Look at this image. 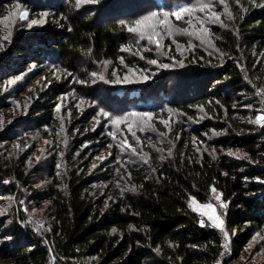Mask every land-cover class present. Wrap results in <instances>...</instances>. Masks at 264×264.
Returning <instances> with one entry per match:
<instances>
[{
  "label": "trees",
  "instance_id": "16d2710c",
  "mask_svg": "<svg viewBox=\"0 0 264 264\" xmlns=\"http://www.w3.org/2000/svg\"><path fill=\"white\" fill-rule=\"evenodd\" d=\"M184 1L172 23L186 35L167 37L160 53L176 59L160 70L129 24L154 0H0V264H234L264 250V0ZM22 8L50 13L36 27ZM125 67L154 79L119 82ZM106 87L158 99L138 109L164 139L128 156L97 144L104 113L132 102L105 101ZM168 110L180 118L166 135ZM215 197L228 237L192 205Z\"/></svg>",
  "mask_w": 264,
  "mask_h": 264
},
{
  "label": "rangeland",
  "instance_id": "374dc122",
  "mask_svg": "<svg viewBox=\"0 0 264 264\" xmlns=\"http://www.w3.org/2000/svg\"><path fill=\"white\" fill-rule=\"evenodd\" d=\"M154 1L155 7L150 9L151 11L149 10V12H144L136 18H130L129 24L130 29L135 31V33L133 34L134 43L140 45L138 47L137 53L142 59H149L148 61H150L152 65L151 67L161 70L169 66L168 61L171 60V62H173L175 61L174 58L176 59V57H169L167 56V54L160 53L161 48L165 49L167 37L170 35V33L172 34L174 32L180 36H184L185 34L183 28H175L172 23V17L177 20L182 19L183 16L186 15L185 13L188 12L187 9L191 5H188V3H186V1L184 0L181 2H175L171 5V9L169 12L166 11V0ZM197 8L201 13L202 7L198 6ZM195 12L198 13L196 9H194V13ZM19 13L20 21H27V23L29 22L31 23V25L40 27L44 24V17H46V15H48L50 12L35 13V11H31L29 8H22L20 9ZM14 18L15 17H12V14H10V16L5 19L6 23L11 28H13L15 23L19 22L18 17L17 19ZM192 26L194 27V25ZM196 30H198L197 27ZM196 30L192 29V37L194 36L196 39L199 38L200 40L202 39L204 41H207L205 40V35H203L201 32H196ZM157 59L159 61H157ZM104 68L106 67L104 66ZM158 69L155 72H157ZM124 70V75H120L119 82L148 81L154 79V77L152 78V75H154L153 71L150 69L140 71L139 69H130L125 67ZM137 76H140V78H138ZM100 78L101 77L99 76V79ZM58 81L59 80L52 79L47 80L48 85L59 84ZM141 90L142 89L140 87L132 88L129 91H127V89L123 87L114 89L112 87H106L102 92H100V96L108 102H110V99L107 98L106 93H109V91L117 94L119 97H128L132 100V102L126 103L125 111L119 110L115 113H104V120L107 124L105 126L107 128H105L104 134L107 138L105 139V141L102 139L97 140V144L101 145L103 143H107L110 140L124 156L130 155L129 152L132 150L141 155L143 152H145V148L142 146L143 142L153 144L156 138L160 139L164 137L161 136L160 133H156V125L154 122L159 121V119L151 111H148L146 109H138L139 107H153V104L157 102L158 99H155L153 96L144 98L142 96ZM161 114L166 115L162 118V121L164 126H167V128L169 129V132L167 133L166 131H163V133H166V135H168L173 131L171 129L173 127V124H171L170 121L173 120L176 122V120L179 119L180 116H178L177 112H173L171 110L166 111V113L162 112ZM257 120L260 124L264 125V110H261L258 113ZM87 143L90 142L88 141ZM185 143L190 148H195L196 146H198V144L200 145L203 143V139L187 137ZM215 199L217 202L212 201L205 204L199 203L194 200L192 202V205L203 219V223H207L219 228L224 232L225 236L228 237L229 235L227 236V232L224 231L225 222L221 212V208L224 206V204L219 201V197H215ZM7 206L8 201H6L5 206H2L0 213H5L7 210ZM254 241L255 243H260V238L257 237ZM234 264H264V250L259 251L258 254H254L253 248L251 250L249 249V252H246L244 257Z\"/></svg>",
  "mask_w": 264,
  "mask_h": 264
}]
</instances>
